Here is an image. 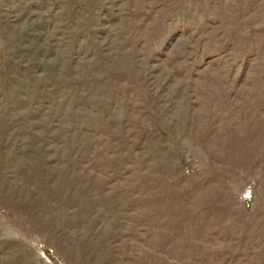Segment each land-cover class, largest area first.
Masks as SVG:
<instances>
[{"label": "rangeland", "instance_id": "1", "mask_svg": "<svg viewBox=\"0 0 264 264\" xmlns=\"http://www.w3.org/2000/svg\"><path fill=\"white\" fill-rule=\"evenodd\" d=\"M0 264H264V0H0Z\"/></svg>", "mask_w": 264, "mask_h": 264}, {"label": "built area", "instance_id": "2", "mask_svg": "<svg viewBox=\"0 0 264 264\" xmlns=\"http://www.w3.org/2000/svg\"><path fill=\"white\" fill-rule=\"evenodd\" d=\"M40 252H41V255L43 256V258H44L48 263H51L52 258L49 256V253L46 252V251H44L43 248H41Z\"/></svg>", "mask_w": 264, "mask_h": 264}]
</instances>
